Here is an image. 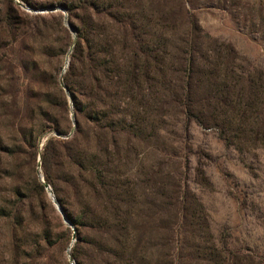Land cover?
<instances>
[{"label":"rangeland","instance_id":"rangeland-1","mask_svg":"<svg viewBox=\"0 0 264 264\" xmlns=\"http://www.w3.org/2000/svg\"><path fill=\"white\" fill-rule=\"evenodd\" d=\"M15 1L0 0L15 18L0 26V207L18 215L0 216V264H71L78 237L80 264H264V0H94L93 31L57 0ZM76 28L113 78L80 97L113 125L81 113L78 136L63 81ZM50 137L76 139L43 163ZM45 172L62 215L35 185Z\"/></svg>","mask_w":264,"mask_h":264},{"label":"trees","instance_id":"trees-1","mask_svg":"<svg viewBox=\"0 0 264 264\" xmlns=\"http://www.w3.org/2000/svg\"><path fill=\"white\" fill-rule=\"evenodd\" d=\"M21 3H24L26 7H32V1L31 0H18ZM58 5L60 8L65 10V12L70 16H74L77 12H82L87 14L88 19L85 20L86 24H83V26L86 28L89 25L92 26V31L94 30V25L96 24V14L98 15V6L94 0H71V2L67 5L63 4L61 0H57ZM8 4L11 5V7H14L15 4L13 0H8ZM59 8V7H58ZM61 9V11H63ZM15 20L13 15L11 14L10 10H6L5 12H0V26L3 24L11 23ZM194 25H192L190 28L192 29ZM86 35V36H85ZM92 33L88 35V33L82 32L80 28H76V41L73 46V53L71 55L70 61H69V69L67 75L63 78V81L65 85L67 86V92L71 97L72 101V107H73V113L75 117V123H76V134L81 133V126H80V120L81 113H87V117L89 118L88 122L90 125H92L93 129H103L111 127L113 124L110 120L106 119V114L109 113L110 110L103 108L105 110H97V107L95 105L89 104L88 106L83 105L81 98L84 97L82 94V91H85V93L90 95H98L100 91V84L104 83L108 89H111L112 85V75L110 68L112 67V61L109 59H106V55L104 54V50L101 47L102 45L99 44L95 40L96 38H93L92 40H88V38H92ZM94 37V36H93ZM188 37H190V31L188 33ZM106 49L110 48V43L105 44ZM101 48L102 50L99 51L98 49ZM107 53V52H106ZM109 58V57H108ZM193 60L191 59L190 54L185 58L184 63V70H186L187 73L193 71ZM193 73V72H192ZM126 75V73L123 70V77ZM75 79V80H74ZM189 77L186 75V82L182 89L181 94V107L183 110V113L185 114V117L187 120H195L198 123L197 115L194 114L191 110L190 103H191V93L188 87V80ZM107 96L109 94V91L104 92ZM101 116V117H100ZM212 119V118H211ZM200 123V122H199ZM103 125L104 127L101 128ZM104 130V129H103ZM80 136V135H79ZM75 137L71 139L68 142H65L64 144L68 143H74ZM62 142L58 140H54L52 137L46 139L44 145H43V151L41 153V161L44 163L47 156L52 153L54 146H63ZM72 156H67L66 159H70ZM43 181L52 188V191L54 194H56V186L53 182V179L45 172L43 176ZM36 187L39 189V191L44 195V186L41 183V181H36ZM185 192H183V195ZM56 196V201L59 205V207L62 209L64 213V203L62 200H60ZM182 209L184 207V202L182 201ZM17 212L16 209H12V207H0V216H4L6 218L15 219ZM67 220L75 227V229L78 231L79 227L81 229V226L83 227L84 224H82L83 218L81 219H71L68 215H65ZM90 224L92 222L90 221ZM41 239L43 241L49 240V235L46 232H42ZM75 239V237H74ZM85 242L84 238L80 239V237L76 238V244L74 246V251L78 248V245L80 243ZM39 245L37 244V247ZM94 246L93 249L95 251V255L97 257H102L101 248L99 245H92ZM73 254H71V259L73 260L74 264H80L76 257ZM109 262L106 264H112V261L109 259Z\"/></svg>","mask_w":264,"mask_h":264},{"label":"water","instance_id":"water-1","mask_svg":"<svg viewBox=\"0 0 264 264\" xmlns=\"http://www.w3.org/2000/svg\"><path fill=\"white\" fill-rule=\"evenodd\" d=\"M15 2H16V4H17L20 8L25 9V10H29V9H28L23 3L19 2V1H15ZM53 10H61V9H60V8H55V9H53ZM42 11H43V10H39V11H35V12H42ZM69 28H70V26H69ZM73 46H74V42L72 43L71 48H72ZM71 118H72V122L74 123L73 115L71 116ZM41 183L43 184L45 191H47V193L51 195V201H52V203L54 204L55 209H56V210L62 215L63 213H62V211H61V209H60V207H59L57 201H56V200L54 199V197L52 196V194H51V190H50L49 186H48L43 180L41 181ZM63 219H64V221L67 223V220H66L64 217H63ZM72 239H74V237H72ZM68 261H69V263L74 264V262H73V260L71 259V257L68 259Z\"/></svg>","mask_w":264,"mask_h":264}]
</instances>
